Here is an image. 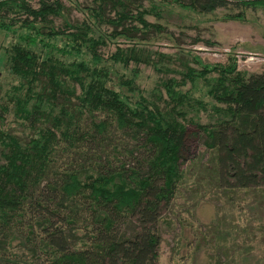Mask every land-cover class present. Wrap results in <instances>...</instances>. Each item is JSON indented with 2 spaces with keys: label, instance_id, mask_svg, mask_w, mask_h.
Segmentation results:
<instances>
[{
  "label": "trees",
  "instance_id": "16d2710c",
  "mask_svg": "<svg viewBox=\"0 0 264 264\" xmlns=\"http://www.w3.org/2000/svg\"><path fill=\"white\" fill-rule=\"evenodd\" d=\"M154 1L92 0L72 23L63 0H0V30L18 40L5 49L16 83L0 105V264H158V224L192 138L219 187L264 197V71L192 51L173 68L169 55L118 43L168 32L147 20L166 6L201 16L235 6L223 20L244 22L264 0ZM141 65L174 76L146 92ZM8 112L22 132L5 127Z\"/></svg>",
  "mask_w": 264,
  "mask_h": 264
},
{
  "label": "rangeland",
  "instance_id": "374dc122",
  "mask_svg": "<svg viewBox=\"0 0 264 264\" xmlns=\"http://www.w3.org/2000/svg\"><path fill=\"white\" fill-rule=\"evenodd\" d=\"M63 1L72 23L85 18L82 6H90L92 2ZM150 1L144 0V8L151 7ZM32 4L37 6L36 1ZM230 8L201 16L188 9L166 6L159 10V16L150 15L147 20L168 32L149 33L145 37L140 33L136 42L120 39L118 43L123 48L137 43L140 49L169 55L174 61L173 68L179 66L181 59H189L187 51H192L208 63H226L229 57H234L240 70L261 73L264 71V8L247 11L244 22L223 20L225 15L236 12L235 6ZM55 24L61 28L62 19H55ZM105 30L111 32L113 28ZM16 41L13 34L0 30V105L4 93L16 83L5 66V49ZM115 51L114 42L101 49L105 57ZM116 69L124 73L123 68ZM131 69H135L134 65ZM138 69L137 83L146 92L165 77L174 76L158 74L145 65ZM4 119L6 128L23 131L12 112L4 113ZM207 121L203 117V122ZM187 157L183 166L186 175L179 193L163 211L158 224L161 237L158 264H264L263 195L259 190L226 191L219 187L213 178L211 152L199 138L187 142Z\"/></svg>",
  "mask_w": 264,
  "mask_h": 264
}]
</instances>
